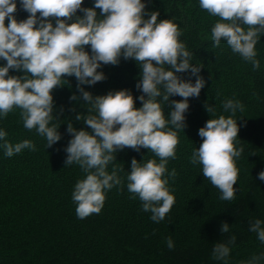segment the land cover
<instances>
[{
    "label": "trees",
    "instance_id": "1",
    "mask_svg": "<svg viewBox=\"0 0 264 264\" xmlns=\"http://www.w3.org/2000/svg\"><path fill=\"white\" fill-rule=\"evenodd\" d=\"M15 2L16 20H26L29 13L22 9L20 0ZM94 3L95 0H84L82 8H94ZM142 3L146 13L159 12L158 22L170 19L179 26V39L193 54L190 63L203 66L199 76L205 86L199 97L188 98L186 127L178 130L176 159L169 160L163 177L168 179L170 194L175 197L173 207L159 223L151 220L150 212L142 210L139 197L133 198L127 189L131 161L135 158L137 162H159V158L148 149L137 152L125 148L115 153L116 163L107 169L109 173L113 166L122 169L118 174L124 180L123 187L105 190L106 199L99 214L78 218L72 193L86 173L76 164L65 167V148L73 138L67 133V123L71 122L78 131L91 133V129L76 120L78 114H87L88 105L77 90L76 78L65 76L61 86L52 92L54 116L59 119L49 126H60L61 140L51 148L35 129L24 128L19 109L0 118V130L6 131L8 143L30 140L35 145V150L24 149L7 157L5 141L0 140V264H246L253 256L264 254V244L249 231L251 222H264V181L258 178L264 171V35L256 45L260 68L253 70L250 63L232 53L226 41L214 47L211 29L219 18L202 10L199 0ZM95 10L99 18L100 10ZM76 16L83 17V12L78 11ZM74 21L75 17L69 23ZM51 22L55 26V21ZM5 23L7 26L8 21ZM85 51L91 55L90 45L85 46ZM3 66L6 61L0 59V67ZM97 71L104 74L105 80L84 85L85 91L97 97L128 90L136 100L135 107H142L138 97L143 93L136 88L141 69L136 61L121 57L118 65L102 64ZM9 75L24 73L10 70ZM176 75L195 84L196 77L190 71ZM72 95L79 99L70 100ZM229 99L244 106L232 117L239 127L235 146L244 151L235 158L239 170L235 198L223 201L220 191L203 177L202 165L190 161L193 151L203 142L199 129L210 119L232 116L223 107ZM182 100L171 96L167 104L162 103L166 118L173 110L171 102ZM205 104L215 109V115L206 111ZM172 169L177 173L174 180L168 175ZM223 223L229 225L228 234L221 232ZM231 235L237 239L230 246L226 261L214 260V245L226 242ZM169 237L175 244L173 250L167 248Z\"/></svg>",
    "mask_w": 264,
    "mask_h": 264
},
{
    "label": "clouds",
    "instance_id": "2",
    "mask_svg": "<svg viewBox=\"0 0 264 264\" xmlns=\"http://www.w3.org/2000/svg\"><path fill=\"white\" fill-rule=\"evenodd\" d=\"M83 2L20 0L29 16L18 22L14 16L15 0H0V59L6 61V66L0 67V118H7L14 109H19L24 128L35 129L46 138L47 148H51L61 140L60 126H49L59 119L58 115L54 116L52 92L61 86L62 77L74 76L77 90L88 105L87 114H78L76 120L91 129V133L78 131L71 122L67 123V133L73 138L65 148V167L76 164L86 173L72 193L78 218L99 214L106 199L105 190L123 187L124 180L118 174L122 169L113 166L110 173L107 170L116 163L115 153L125 148L137 152L144 148L154 153L159 162L156 159L137 162L133 158L126 177L127 189L133 198L139 197L142 210L152 214L151 220L159 223L175 203L168 179L163 177L169 160L176 159L178 130L186 127L188 98L199 97L205 86L199 76L203 66L190 63L193 54L180 41L179 26L170 19L158 22L159 12L146 13L142 0H95L94 8H82ZM199 7L219 18L211 29L214 47L224 40L233 54L250 63L253 70L259 69L256 45L264 35V0H199ZM95 9L100 10L99 18ZM78 11L83 12V17L76 16ZM73 17L75 21L69 23ZM89 45L91 55L85 51ZM121 57L136 61L141 69L140 82L136 84L143 93L138 97L142 104L139 109L128 90L97 97L84 90V85L105 80L104 74L97 71L102 64L118 65ZM10 70L24 75L11 76ZM189 71L196 77L195 84L176 75ZM171 96L183 100L171 102L173 110L166 118L162 103L167 104ZM78 99L76 95L70 97L73 101ZM223 107L232 116L210 119L199 129L203 142L193 151L190 162L202 165L203 177L220 191L221 200L231 201L236 195L234 185L239 173L235 158L244 151L243 147L238 150L235 146L239 127L232 117L237 110L243 111L244 106L229 99ZM205 108L215 115L213 107L205 104ZM6 136V131L0 130L7 157L24 149L35 150L30 140L13 145L6 141ZM168 175L174 180L176 170L172 169ZM258 178L264 181V171ZM229 231V225L223 223L221 232ZM249 231L256 233L264 244V222L256 219L250 223ZM236 239L231 235L226 242L215 244L212 258L226 261ZM166 244L169 250L175 247L171 237ZM261 261L264 254L253 256L246 264Z\"/></svg>",
    "mask_w": 264,
    "mask_h": 264
}]
</instances>
